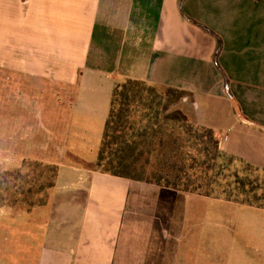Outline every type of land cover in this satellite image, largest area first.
<instances>
[{
    "label": "crops",
    "instance_id": "1",
    "mask_svg": "<svg viewBox=\"0 0 264 264\" xmlns=\"http://www.w3.org/2000/svg\"><path fill=\"white\" fill-rule=\"evenodd\" d=\"M127 80L264 170V0H0V165L59 168L0 207V264H264L263 208L93 167Z\"/></svg>",
    "mask_w": 264,
    "mask_h": 264
},
{
    "label": "trees",
    "instance_id": "2",
    "mask_svg": "<svg viewBox=\"0 0 264 264\" xmlns=\"http://www.w3.org/2000/svg\"><path fill=\"white\" fill-rule=\"evenodd\" d=\"M136 102L145 103L138 111L141 113L138 122L132 120L130 112ZM162 107L163 96L145 82L127 80L117 85L99 160L93 167L119 178L209 198L224 197L231 202L264 209V183L250 176L253 171L264 173V170L222 152L220 140L212 129L164 118ZM234 161L245 165L244 176L238 171L225 174L230 172ZM29 163L41 170V179H35L34 186H29L38 189L37 193L32 194L33 188L27 192L18 190L11 196L12 200L7 201L0 183V207L23 206L32 210L48 204L49 191L56 184L59 168ZM15 171L14 181L22 180L21 169ZM217 188L224 189L222 195L216 194ZM4 190L8 195L10 188ZM16 194L24 197L21 203L15 199ZM31 195L37 198L33 200Z\"/></svg>",
    "mask_w": 264,
    "mask_h": 264
},
{
    "label": "rangeland",
    "instance_id": "3",
    "mask_svg": "<svg viewBox=\"0 0 264 264\" xmlns=\"http://www.w3.org/2000/svg\"><path fill=\"white\" fill-rule=\"evenodd\" d=\"M144 104H145L144 102H136V103H133L131 105L130 112H131L132 120H137V122L140 120L141 113H138V111H141L143 109ZM19 169H21V172H22V180L16 182V181H14L15 175H13V174L16 172L15 170H19ZM19 169L10 170V169H6V167H4L3 165H0V183L3 184L2 190L5 194L4 197L6 198L7 201L12 200L11 196L14 194V192H17L18 190L20 192H22V191L27 192L29 190V188H33L32 194L37 193V191H38V189H36L35 187H29V186L30 185L34 186L35 179H41L40 178L41 177V175H40L41 170L39 168L35 169L34 164L29 163V162H27V163L25 162L23 164V166ZM245 169H246L245 165L242 164L240 161H234V162H232L230 172L229 173L227 172L225 174L229 175L235 171H238L241 176L242 175L244 176L245 173H243V172ZM250 176L252 177V179H259V181L261 183H264V173L263 172L253 171L250 174ZM230 181L234 182V178H231ZM14 185L16 186V189L13 188ZM5 188H10V190H9L10 195L9 194L7 195V193H5V190H4ZM232 188H235V185ZM223 192H224L223 188H221V189L217 188L216 189V194L222 195ZM228 192H230V191H228ZM14 196H16L15 199L19 203H21L24 200V197H21L19 194H16ZM31 198L33 200H35L37 197H36V195L35 196L31 195ZM221 199H225V198L222 197Z\"/></svg>",
    "mask_w": 264,
    "mask_h": 264
}]
</instances>
